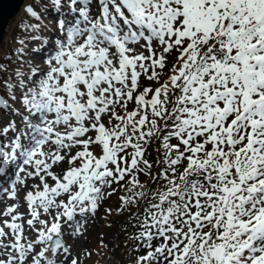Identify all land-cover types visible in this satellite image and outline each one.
<instances>
[{
	"label": "snow or ice",
	"instance_id": "obj_1",
	"mask_svg": "<svg viewBox=\"0 0 264 264\" xmlns=\"http://www.w3.org/2000/svg\"><path fill=\"white\" fill-rule=\"evenodd\" d=\"M25 17L0 40V264H83L113 196L128 264H264V0Z\"/></svg>",
	"mask_w": 264,
	"mask_h": 264
},
{
	"label": "rangeland",
	"instance_id": "obj_2",
	"mask_svg": "<svg viewBox=\"0 0 264 264\" xmlns=\"http://www.w3.org/2000/svg\"><path fill=\"white\" fill-rule=\"evenodd\" d=\"M22 18H25V15ZM23 21H26V18L24 20H20V22L15 26L13 33L19 34L18 28L20 29L19 26ZM11 50L12 49H10V51ZM0 94L4 93L0 92ZM1 119H3V121L6 123L8 119H14V117H8L7 115H5V118ZM56 170L59 171V169ZM114 197L115 196H113L110 201L105 203L104 206L98 211L94 225L89 229L87 233V239L75 241L76 245H74L73 248L74 253H80L84 249L93 253L90 258L82 257L83 264H102L103 258L107 257V259H109L110 255H114L115 257L112 264H128L127 253L130 247L128 243V236L134 230L131 228V225L129 223H126L125 230L117 238V231L119 228L117 225L121 224L128 214L126 212L121 214L116 211L119 200L118 198L114 200ZM105 208H111L113 210L110 215H106L108 216L107 225L110 224V233L106 235V238L104 236L106 229L103 226L104 220H102L104 219V215L106 214L104 211ZM100 226L101 234L98 235L100 233ZM101 242H103V244H106L107 248L102 247ZM69 243H71V240H69Z\"/></svg>",
	"mask_w": 264,
	"mask_h": 264
},
{
	"label": "water",
	"instance_id": "obj_3",
	"mask_svg": "<svg viewBox=\"0 0 264 264\" xmlns=\"http://www.w3.org/2000/svg\"><path fill=\"white\" fill-rule=\"evenodd\" d=\"M27 0H0V40L8 45L10 33L25 11Z\"/></svg>",
	"mask_w": 264,
	"mask_h": 264
},
{
	"label": "trees",
	"instance_id": "obj_4",
	"mask_svg": "<svg viewBox=\"0 0 264 264\" xmlns=\"http://www.w3.org/2000/svg\"><path fill=\"white\" fill-rule=\"evenodd\" d=\"M131 228H132V227H131ZM131 228H130V229H131Z\"/></svg>",
	"mask_w": 264,
	"mask_h": 264
}]
</instances>
